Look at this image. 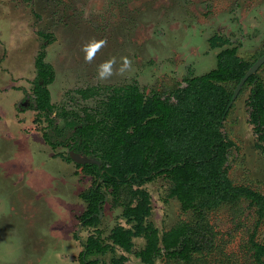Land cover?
<instances>
[{
	"label": "rangeland",
	"instance_id": "obj_1",
	"mask_svg": "<svg viewBox=\"0 0 264 264\" xmlns=\"http://www.w3.org/2000/svg\"><path fill=\"white\" fill-rule=\"evenodd\" d=\"M213 34L230 45L210 48ZM93 43L99 46L91 47L86 60L84 48ZM225 47H236L249 62L261 55L264 0H0V264H82L81 258L104 264L120 254L128 257L126 264H148L135 253L145 244L142 236L130 239L129 251L118 245L88 251L111 243L112 231L134 226L113 204L109 188H101L103 197L98 196L99 221L86 225L85 211L93 205L80 195H92L94 176L81 166L101 164L102 145L96 141L107 148L96 120L103 118L102 87L136 80L149 95L183 86L189 70L200 75L212 69ZM39 54L53 77H40L42 87L35 91ZM125 59L128 66L121 71ZM108 61L111 73L101 77ZM256 74L264 82V63ZM249 90L242 85L224 121L223 131L234 142L228 177L264 196V152L255 146L248 122ZM66 119H75V125L68 127ZM45 139L70 144L52 147ZM134 187L147 192L151 212L145 221L159 235L178 222L198 220L211 229L203 238L211 240L208 264H256L249 238L253 234V241L264 246V211L259 217L249 200L195 217L167 197L164 175ZM153 264L188 263L160 255Z\"/></svg>",
	"mask_w": 264,
	"mask_h": 264
},
{
	"label": "trees",
	"instance_id": "obj_2",
	"mask_svg": "<svg viewBox=\"0 0 264 264\" xmlns=\"http://www.w3.org/2000/svg\"><path fill=\"white\" fill-rule=\"evenodd\" d=\"M40 33L49 37V34ZM208 43L210 48L230 45L229 40L219 34H213ZM42 54L38 55V74L33 81L35 91L42 87L40 77H53L49 65L42 62ZM253 62L239 57L236 47H225L217 53L216 65L212 69L200 75L189 70L183 77V86L149 95L136 80L125 85L102 87L105 91L103 118L96 120L101 123L98 131L106 134L107 148L103 149L105 143L96 141L102 145L98 146L101 164L85 163L81 166L85 173L94 176V183L88 189L92 195H80L93 205L92 211H85L88 217L85 224L88 225L89 221L94 225L99 221L98 196L103 197L101 188H109L113 204L122 208L123 215L131 218L134 226L112 231L108 237L111 243H104L95 250L88 248V251L92 254L94 251L106 252L115 245L129 251L130 239L142 236L145 244L135 252L142 262L153 264L157 256L163 255L188 264H208L211 240L203 238L205 231L211 229L198 220L195 224L178 222L161 235L151 222L145 221L151 212V207L147 206L148 194L134 185L152 181L160 175L169 182L167 197L177 199L182 210L192 211L195 217L222 204L237 205L243 199L249 200L259 217L263 214V194L249 186L236 185L228 177L227 161L234 142L223 131L233 90ZM244 85L250 86L245 104L248 122L256 137L255 146L264 152V82L255 72ZM49 105L50 109L54 107ZM74 118L80 120L76 115ZM75 123V119H66L68 127ZM45 142L52 147L70 144V140L52 144L45 139ZM65 159L71 161L69 156ZM98 179L102 182L96 185ZM92 214L95 216L91 217ZM96 232L98 237L100 230ZM249 244L253 260L256 264H264V246L253 241V234ZM80 260L82 264H99L97 260L87 263L82 258ZM127 260L126 255L120 254L104 264H126Z\"/></svg>",
	"mask_w": 264,
	"mask_h": 264
},
{
	"label": "water",
	"instance_id": "obj_3",
	"mask_svg": "<svg viewBox=\"0 0 264 264\" xmlns=\"http://www.w3.org/2000/svg\"><path fill=\"white\" fill-rule=\"evenodd\" d=\"M264 63V53L261 54L252 64L251 66L248 68V70L245 72V74L240 78V80L238 81V83L236 84L234 90H233V94H232V101L235 99V97L237 96V94L239 93L242 85L245 83V81L247 80V78L255 73L260 66ZM77 156V158L80 156L78 153H75L73 155V158L76 159L75 157ZM81 157V156H80ZM77 160V159H76ZM78 161V160H77ZM83 161V160H80Z\"/></svg>",
	"mask_w": 264,
	"mask_h": 264
},
{
	"label": "clouds",
	"instance_id": "obj_4",
	"mask_svg": "<svg viewBox=\"0 0 264 264\" xmlns=\"http://www.w3.org/2000/svg\"><path fill=\"white\" fill-rule=\"evenodd\" d=\"M102 43V42H101ZM98 44L93 43L92 45H86L84 50H85V59L86 60H90L91 56H92V52H91V47H98ZM111 63L112 61H108L107 63H105L102 68L103 71L100 72V76L104 77L108 74L111 73ZM128 66V61L125 59L123 66L121 67V71H123L124 68H126Z\"/></svg>",
	"mask_w": 264,
	"mask_h": 264
},
{
	"label": "flooded vegetation",
	"instance_id": "obj_5",
	"mask_svg": "<svg viewBox=\"0 0 264 264\" xmlns=\"http://www.w3.org/2000/svg\"><path fill=\"white\" fill-rule=\"evenodd\" d=\"M88 163H90V162H88Z\"/></svg>",
	"mask_w": 264,
	"mask_h": 264
}]
</instances>
